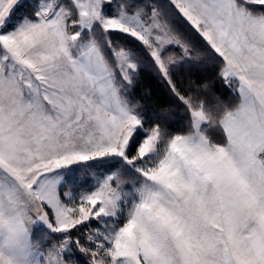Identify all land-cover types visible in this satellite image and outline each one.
<instances>
[{
	"label": "snow or ice",
	"instance_id": "obj_1",
	"mask_svg": "<svg viewBox=\"0 0 264 264\" xmlns=\"http://www.w3.org/2000/svg\"><path fill=\"white\" fill-rule=\"evenodd\" d=\"M0 264H264V0H0Z\"/></svg>",
	"mask_w": 264,
	"mask_h": 264
},
{
	"label": "trees",
	"instance_id": "obj_2",
	"mask_svg": "<svg viewBox=\"0 0 264 264\" xmlns=\"http://www.w3.org/2000/svg\"><path fill=\"white\" fill-rule=\"evenodd\" d=\"M145 71L140 75V84L135 90L134 95L137 98H140L146 90L151 91V96L148 97L149 101L155 106L164 105L167 106L171 104V96L168 92L166 86L162 81H159L155 78L152 70L144 65ZM175 101V100H174ZM178 102H174L177 104ZM182 126V124H181Z\"/></svg>",
	"mask_w": 264,
	"mask_h": 264
},
{
	"label": "rangeland",
	"instance_id": "obj_3",
	"mask_svg": "<svg viewBox=\"0 0 264 264\" xmlns=\"http://www.w3.org/2000/svg\"><path fill=\"white\" fill-rule=\"evenodd\" d=\"M144 65L146 66V67H148L150 70H152L151 69V67H150V64H149V62L147 61V59L145 58V63H144ZM169 92V91H168ZM170 93V92H169ZM170 98H171V105L173 106V108H175V106H176V104H174V98L172 97V95H171V93H170Z\"/></svg>",
	"mask_w": 264,
	"mask_h": 264
}]
</instances>
